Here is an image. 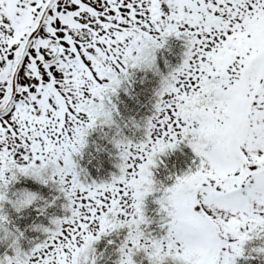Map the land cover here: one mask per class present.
Wrapping results in <instances>:
<instances>
[{
    "label": "snow or ice",
    "instance_id": "snow-or-ice-1",
    "mask_svg": "<svg viewBox=\"0 0 264 264\" xmlns=\"http://www.w3.org/2000/svg\"><path fill=\"white\" fill-rule=\"evenodd\" d=\"M137 71L161 77L138 139L117 103ZM105 127L118 172L98 181L81 161ZM61 198L28 239L25 213ZM104 239L116 264L264 262V0H0V264H100Z\"/></svg>",
    "mask_w": 264,
    "mask_h": 264
},
{
    "label": "trees",
    "instance_id": "trees-1",
    "mask_svg": "<svg viewBox=\"0 0 264 264\" xmlns=\"http://www.w3.org/2000/svg\"><path fill=\"white\" fill-rule=\"evenodd\" d=\"M169 48L170 50H164L158 53V64L160 71L164 74L168 73L170 67H175L181 63L183 56V48L180 42L175 40L171 41ZM165 61H167V64ZM160 81L161 77L151 71H137L131 86L128 88V93L121 91L119 100L117 101L120 116L122 117L121 125L122 127L124 124L129 125L127 128H124V135L130 138H139L140 133L132 127L131 121L134 120L139 123L145 121L152 115L155 93L160 86ZM114 137H116V129L105 127L93 132L89 138V147L81 163L88 169L90 175L98 181L108 180L113 173L118 172V169L115 167L118 162L117 149L112 143ZM189 155L190 150L184 149L183 152H177L165 157L167 167H161V177L163 178L172 172L179 173L185 170L190 162ZM17 187H28L33 191H37L44 200L49 202L59 196V193L54 189L45 188L31 181L22 183ZM63 205L64 201L62 198L56 200L55 206L48 209L46 216L40 215L34 209H29L25 213L24 220L18 222L22 229H29L27 232L28 239L42 237V233L31 231V225L42 224L49 226L52 217H58L64 214ZM123 236L124 234L120 236L113 235L110 239L119 243L123 239ZM24 246L25 248L28 247L27 241L24 242ZM6 247V245L0 244V252L6 250ZM96 247L98 254H103V259L100 261V264H116V261L119 259V254L115 245L108 244L107 239H104ZM251 264H264V262L257 259L252 261Z\"/></svg>",
    "mask_w": 264,
    "mask_h": 264
}]
</instances>
